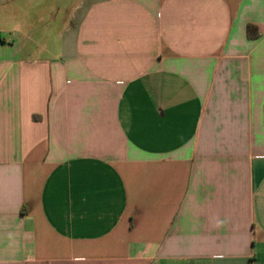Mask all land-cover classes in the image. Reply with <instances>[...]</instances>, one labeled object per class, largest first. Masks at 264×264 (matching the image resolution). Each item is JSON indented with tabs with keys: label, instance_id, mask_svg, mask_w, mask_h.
<instances>
[{
	"label": "crops",
	"instance_id": "0c3cea01",
	"mask_svg": "<svg viewBox=\"0 0 264 264\" xmlns=\"http://www.w3.org/2000/svg\"><path fill=\"white\" fill-rule=\"evenodd\" d=\"M0 264H264V0H0Z\"/></svg>",
	"mask_w": 264,
	"mask_h": 264
},
{
	"label": "trees",
	"instance_id": "16d2710c",
	"mask_svg": "<svg viewBox=\"0 0 264 264\" xmlns=\"http://www.w3.org/2000/svg\"><path fill=\"white\" fill-rule=\"evenodd\" d=\"M248 33H249V35H253V37L257 36L256 35V27L255 26H249L248 27Z\"/></svg>",
	"mask_w": 264,
	"mask_h": 264
}]
</instances>
